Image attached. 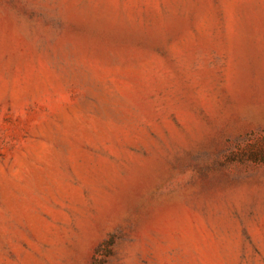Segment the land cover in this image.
I'll return each mask as SVG.
<instances>
[{"label": "rangeland", "instance_id": "rangeland-1", "mask_svg": "<svg viewBox=\"0 0 264 264\" xmlns=\"http://www.w3.org/2000/svg\"><path fill=\"white\" fill-rule=\"evenodd\" d=\"M0 264H264V0H0Z\"/></svg>", "mask_w": 264, "mask_h": 264}]
</instances>
